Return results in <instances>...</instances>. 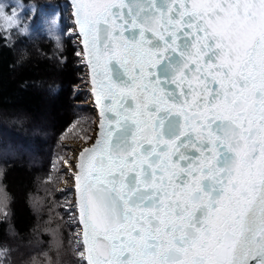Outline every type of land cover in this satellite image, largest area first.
I'll use <instances>...</instances> for the list:
<instances>
[{
	"label": "snow or ice",
	"instance_id": "1",
	"mask_svg": "<svg viewBox=\"0 0 264 264\" xmlns=\"http://www.w3.org/2000/svg\"><path fill=\"white\" fill-rule=\"evenodd\" d=\"M72 4L105 118L75 176L87 264H264V0Z\"/></svg>",
	"mask_w": 264,
	"mask_h": 264
},
{
	"label": "trees",
	"instance_id": "2",
	"mask_svg": "<svg viewBox=\"0 0 264 264\" xmlns=\"http://www.w3.org/2000/svg\"><path fill=\"white\" fill-rule=\"evenodd\" d=\"M0 11V248L9 249L0 264H86L72 237L71 188L56 189L54 165L64 140L95 130L76 88L87 73L70 3L0 0Z\"/></svg>",
	"mask_w": 264,
	"mask_h": 264
},
{
	"label": "rangeland",
	"instance_id": "3",
	"mask_svg": "<svg viewBox=\"0 0 264 264\" xmlns=\"http://www.w3.org/2000/svg\"><path fill=\"white\" fill-rule=\"evenodd\" d=\"M73 26H74V24H73ZM73 35H74L75 40L79 41L78 36L75 35V27L73 30ZM76 88H77V90L83 91L85 93L86 100L84 101V104L88 107L89 111L92 112V110H93V114L95 116V118L93 119L94 125H95V130L92 132L91 137L87 140H82V139L64 140L65 152L60 154L59 157L57 156L55 158L54 165L56 166V168L59 172V176H60V181H59V184L57 185L56 189L61 190V191H65L68 187L71 188V193L69 194V196L67 198V199H69V201L66 200L67 203H69L68 204L69 206H67V208L70 207L69 214L73 215V217H75V221L77 222L76 203H75V198H74V193H73V188H72L73 177H74V173H75L78 154H79L81 148H83L84 146L90 145L96 136L97 117H96V114L94 111V103H93V98H92V94H91V87H90L88 75L85 76V79L83 81H81L76 86ZM7 152L13 153V151L10 150V147H8ZM2 200H4V193H3L2 188L0 186V207H1ZM72 237H73L75 245L78 246V242H79V245L81 244V232L79 229V224L77 226H75V229L72 233ZM81 253H83V254H81ZM79 255L81 257H83V259H84V249L83 248H81L79 250Z\"/></svg>",
	"mask_w": 264,
	"mask_h": 264
},
{
	"label": "water",
	"instance_id": "4",
	"mask_svg": "<svg viewBox=\"0 0 264 264\" xmlns=\"http://www.w3.org/2000/svg\"><path fill=\"white\" fill-rule=\"evenodd\" d=\"M70 5H71V9H72V17H73V20H74V5L72 4V0H68ZM74 24H75V21H74ZM75 28H76V32L75 34L79 37V40H80V48L84 54V50H83V43H82V36H80L78 33H79V28L78 26L75 24ZM84 59H85V64L87 66V69H88V75H89V79H90V85H91V90H92V94H93V102H94V105H95V108H96V111H97V124H96V136L93 140V142L88 145V146H84L83 148H81L79 154H78V158H77V164H79V157H80V153L83 152V150L85 149H89L91 148L94 144H95V141L97 139L100 138V125L102 122H105V118L101 115V110H100V105L96 102V95H95V91H94V86H93V82H92V70H91V67L87 64V57L85 56L84 54ZM79 169L77 167V171H76V174L78 173ZM76 176V175H75ZM73 189H74V197H75V202H76V207H77V218L79 216V210H78V202H79V193L77 191V182L76 180L74 181V185H73ZM80 229H82V225H80ZM81 237H82V231H81ZM84 252H85V261H86V264H87V251H86V248H84Z\"/></svg>",
	"mask_w": 264,
	"mask_h": 264
},
{
	"label": "bare ground",
	"instance_id": "5",
	"mask_svg": "<svg viewBox=\"0 0 264 264\" xmlns=\"http://www.w3.org/2000/svg\"><path fill=\"white\" fill-rule=\"evenodd\" d=\"M77 167H78V164L76 163V168H75V173H74V177H75V175H76V171H77ZM74 177H73V185H74Z\"/></svg>",
	"mask_w": 264,
	"mask_h": 264
}]
</instances>
